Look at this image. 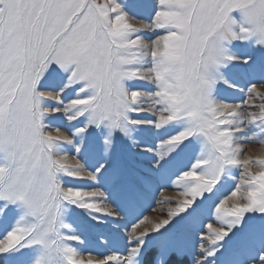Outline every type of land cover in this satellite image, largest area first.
<instances>
[{
	"label": "snow or ice",
	"instance_id": "6c2138e0",
	"mask_svg": "<svg viewBox=\"0 0 264 264\" xmlns=\"http://www.w3.org/2000/svg\"><path fill=\"white\" fill-rule=\"evenodd\" d=\"M246 143L264 0H0V264H264Z\"/></svg>",
	"mask_w": 264,
	"mask_h": 264
},
{
	"label": "rangeland",
	"instance_id": "374dc122",
	"mask_svg": "<svg viewBox=\"0 0 264 264\" xmlns=\"http://www.w3.org/2000/svg\"><path fill=\"white\" fill-rule=\"evenodd\" d=\"M262 69L257 66L254 69L249 70V73L259 75L261 73ZM245 153L252 157L257 156H264V144L259 143H246L244 144ZM69 163H74V161L70 160ZM253 171H258V169H253ZM158 200H171V201H178L182 199V197L179 194V191L175 188H167L163 192L159 193L157 196ZM236 201H230L229 206H231L232 203H235ZM150 205V208H149ZM176 206L175 203H156L152 200H149L145 202L142 210L144 212V215L152 221H157L158 219L165 218L168 211L171 208H174ZM215 226V225H214ZM261 243L260 238L258 236H254L251 240V245L254 248L255 246L259 245Z\"/></svg>",
	"mask_w": 264,
	"mask_h": 264
}]
</instances>
